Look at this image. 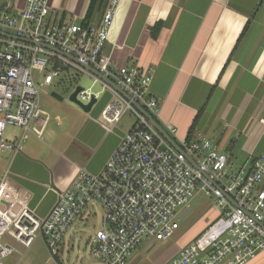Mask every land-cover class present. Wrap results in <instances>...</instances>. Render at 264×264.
I'll list each match as a JSON object with an SVG mask.
<instances>
[{"label":"built area","instance_id":"1","mask_svg":"<svg viewBox=\"0 0 264 264\" xmlns=\"http://www.w3.org/2000/svg\"><path fill=\"white\" fill-rule=\"evenodd\" d=\"M118 2L110 0L100 22L88 26L55 16L50 0H24L17 8L0 5V157L22 153L30 136L43 140L50 117L41 108V94L64 69L86 75L92 86L111 95L100 116L108 133L124 115L135 119L102 170L92 175L78 169L69 186L56 193L45 218L26 207L13 217L0 211V264L18 253L7 241L29 248L38 237L58 264L68 230L92 218L95 206L102 209V218L91 256L96 264H127L143 241L153 244L173 236L199 191L213 198L217 217L166 264L264 261V150L234 173L228 156L210 141L175 140L176 130L166 126L177 151L154 129L131 104L157 119L159 102L148 91L152 70L113 66L104 54ZM91 88L82 89L76 99L82 104L98 100L100 93ZM8 128L19 132L6 137ZM7 189L2 180L0 205Z\"/></svg>","mask_w":264,"mask_h":264},{"label":"crops","instance_id":"2","mask_svg":"<svg viewBox=\"0 0 264 264\" xmlns=\"http://www.w3.org/2000/svg\"><path fill=\"white\" fill-rule=\"evenodd\" d=\"M90 1L50 5L58 18L81 23ZM109 2L96 5L92 25ZM104 54L113 66L152 70L148 91L159 102L157 121L176 130L175 140L188 137L200 112L190 140L210 141L241 167L263 152L264 0H119ZM101 93L89 114L63 106L56 94L57 101H42L44 111L57 114L55 128L45 130L46 143L30 136L36 142L0 160V182L8 187L2 213L13 217L26 207L45 218L78 169L102 170L127 131L119 127L125 115L109 133L102 126L101 112L112 97ZM186 244L154 264H166Z\"/></svg>","mask_w":264,"mask_h":264},{"label":"rangeland","instance_id":"3","mask_svg":"<svg viewBox=\"0 0 264 264\" xmlns=\"http://www.w3.org/2000/svg\"><path fill=\"white\" fill-rule=\"evenodd\" d=\"M0 5H11L17 8L21 5V0H0ZM78 23V22H77ZM75 87L83 89L91 88L93 93H100V98L103 96L102 89L99 85L92 86V79L86 75L79 74L72 69L63 70L61 74L54 78L53 84L50 87L44 88V93L41 94V103L47 99L49 101H57L56 94L63 99V106L74 108L81 111L77 106L68 101V97ZM50 117V122L46 128V133L55 128L54 117L57 114L50 112L49 108L45 110ZM82 112V111H81ZM134 118L126 114L119 124L122 131H128ZM17 129L8 128L6 137L17 134ZM46 141V135L43 136V142ZM36 142L31 137L23 143V150L31 143ZM219 151V150H218ZM220 152V151H219ZM222 153V152H220ZM10 156L8 153L0 157L4 159ZM230 165L235 169L234 173L241 167L239 159H232ZM264 189V183L262 185ZM192 209L191 213L182 221H179V228L172 237L166 241H156L153 244L143 241L128 258L127 264H154L158 258L165 254L171 247H179L188 243L192 238L197 236L204 228L217 217L215 211V203L212 197H207L204 192H195L189 201ZM92 218L84 223L77 222L72 226L65 236V247L58 259V264H96L95 259L91 256L90 246L96 232L101 227L102 209L95 206L91 210ZM11 246L15 247L18 253L12 254L7 258L5 264H56L53 260L42 237H38L29 248L18 246L14 242L7 241ZM149 249H146L148 248ZM146 249V250H145Z\"/></svg>","mask_w":264,"mask_h":264},{"label":"water","instance_id":"4","mask_svg":"<svg viewBox=\"0 0 264 264\" xmlns=\"http://www.w3.org/2000/svg\"><path fill=\"white\" fill-rule=\"evenodd\" d=\"M88 71L91 72L96 77L102 79L105 83L109 84L117 93H119L123 98H125L127 101H130L129 97L120 90L116 85H114L112 82H110L107 79H104L101 75H99L97 72H95L93 69L88 68ZM83 88L81 87H75L74 90L71 92V94L68 97V101L75 106H77L83 113L89 114L92 110L93 106L96 105L97 100L92 97L91 101L88 104H82L80 101L76 99L78 93L82 91ZM131 104L134 108L137 109V111L143 115L149 123L154 127V129L177 151H180L179 147L176 145L174 140L170 138V136L162 129V127L154 120L152 119L140 106H138L135 102L131 101ZM192 209L188 207L179 217V221L184 220L190 213Z\"/></svg>","mask_w":264,"mask_h":264},{"label":"trees","instance_id":"5","mask_svg":"<svg viewBox=\"0 0 264 264\" xmlns=\"http://www.w3.org/2000/svg\"><path fill=\"white\" fill-rule=\"evenodd\" d=\"M101 1L102 0H91L90 1V5H89V9H88L87 15L85 16L84 20L81 22L82 25H84V26L91 25L92 17L94 16V13L97 12V9H96L97 6L96 5L100 4ZM108 1L109 0H107V3H108ZM106 5H108V4H106ZM102 16H103V14H102ZM102 16H101V18H102ZM199 116H200V112L198 113V115L196 116V118H195V120H194V122L192 124V127H191V129L189 131L188 137L186 138L187 141H190V139H191V133L193 132V129H194L195 125H196V122H197ZM154 120L158 123L157 119L154 118Z\"/></svg>","mask_w":264,"mask_h":264}]
</instances>
